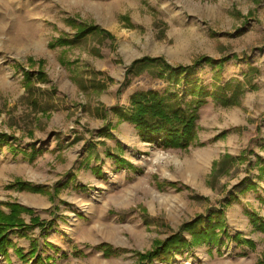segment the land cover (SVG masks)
Returning a JSON list of instances; mask_svg holds the SVG:
<instances>
[{
	"label": "rangeland",
	"instance_id": "obj_1",
	"mask_svg": "<svg viewBox=\"0 0 264 264\" xmlns=\"http://www.w3.org/2000/svg\"><path fill=\"white\" fill-rule=\"evenodd\" d=\"M79 24L103 33L71 48L57 46ZM145 57L172 67L202 57L225 59L222 84L243 82L250 67L255 71L239 105L223 108L206 99L187 150L155 144L138 149L132 133L133 140L111 155L106 138L95 132L105 126L104 112L111 115L109 105L124 107L136 91L163 93L169 85L148 70L127 75ZM36 71L45 80H35ZM26 72L34 75L29 83ZM215 74L203 66L193 79L209 90ZM3 136L0 203L29 208L46 224L25 240L10 238L24 255L34 241L41 259L50 258L43 264H136L135 253L148 251L154 240L218 211L230 238L175 254L170 264H264V232L246 215L264 221V176L258 170L264 164V0H0ZM17 181L45 190L19 191ZM97 183L103 186L97 189ZM236 235L251 246L235 242ZM102 244L125 253L105 257L96 249ZM33 261H23L13 248L0 256V264Z\"/></svg>",
	"mask_w": 264,
	"mask_h": 264
},
{
	"label": "trees",
	"instance_id": "obj_2",
	"mask_svg": "<svg viewBox=\"0 0 264 264\" xmlns=\"http://www.w3.org/2000/svg\"><path fill=\"white\" fill-rule=\"evenodd\" d=\"M76 32L71 39L58 38L55 43L57 46H65L71 48L86 36L95 33H103L97 27H88L84 24L76 25ZM223 60H213L208 57H202L196 60L191 66L172 67L168 65L162 58H142L134 61L127 69V75L140 74L145 70L150 72L151 76H155L159 80H168L169 85L163 93L152 90L136 91L129 97V108L126 113L121 112L123 121L133 125L138 131V135L142 142L155 144L164 149L187 150L192 146L197 138V120L199 109L206 104V99L210 98L212 102L223 108L235 107L239 105L243 95L251 88L250 77L255 71L254 67H250L243 74V82L239 79H231L225 83H217L220 81V72L224 66ZM209 66L215 71V81L208 90L202 87L194 80V71ZM31 72H26L24 80L29 83L32 81ZM46 76L41 71H36L35 80H45ZM182 84L184 89L182 92L176 88ZM188 94L189 101L183 99V95ZM118 114V109L112 110ZM5 136V135H4ZM0 137V138H4ZM230 163L233 159L229 156L224 157ZM240 160L244 157L239 156ZM238 159V160H239ZM237 160V159H236ZM260 160V159H259ZM117 163H123L125 169H129L130 165L122 160L117 159ZM258 161V160H257ZM261 162V161H260ZM257 166V165H256ZM258 167V166H257ZM259 176H264V164L261 163ZM19 191H28L31 193H41L44 188L31 186L28 183L17 181L15 183ZM176 184H169V187L176 188ZM7 210V212L1 208ZM23 215L29 217V223L26 224ZM251 221L252 226L257 231L264 232V221L259 219L255 213L246 214ZM46 224L42 223L34 216V211L21 206L17 203H0V256L6 257L7 250L13 248L16 256L27 263L34 259L32 264H43L50 261L47 258L43 261L37 254V245L31 241L30 251L28 255H24L23 250L16 248L10 238L17 236L18 238H26L33 228L43 231ZM186 233L190 240L183 235ZM221 236L230 238L225 232L224 217L222 212L209 211L205 216H197L194 220L184 223L178 233L172 234L165 240H154L151 248L144 253H135L136 264H154L163 263L170 264L171 256L182 254L195 246L206 244L219 246L222 244ZM234 241L247 243L241 240L239 235L234 237ZM44 246L48 247L46 244ZM105 257L125 253L124 250L113 249L109 245H99L96 247ZM52 264V263H50Z\"/></svg>",
	"mask_w": 264,
	"mask_h": 264
},
{
	"label": "crops",
	"instance_id": "obj_3",
	"mask_svg": "<svg viewBox=\"0 0 264 264\" xmlns=\"http://www.w3.org/2000/svg\"><path fill=\"white\" fill-rule=\"evenodd\" d=\"M109 106L110 107L106 110H109L111 115L109 116L107 113L104 112L105 116L103 117V120H106V122L104 123L105 126L104 128L103 127L100 128V130L96 129L95 132L99 133L100 134L99 136H102V138H106L105 146L110 149L111 155H114L112 153L113 150L115 151L116 149L118 150L119 147H124L126 145V142H129L130 138L131 140H133L132 133H134L136 138L140 141L136 144L133 143L137 146L138 149L140 148V145L142 146L143 149H145V147L143 146H147V145L152 146V144L150 143L142 142L138 135V131L135 129V127L129 124L128 122L123 121L121 117V112L126 113L128 111L129 99L124 107H122L121 105L119 106L115 103H112ZM114 109H118V114H115L112 112V110ZM111 119H113V121H111ZM114 133H121V139H119V136ZM108 157H109L108 159L111 160L112 163H114L113 158H111V156H108ZM102 186H103L102 183H97V189H99V187H102ZM12 238H16L18 240H25V238H18L17 236H12L11 239Z\"/></svg>",
	"mask_w": 264,
	"mask_h": 264
},
{
	"label": "bare ground",
	"instance_id": "obj_4",
	"mask_svg": "<svg viewBox=\"0 0 264 264\" xmlns=\"http://www.w3.org/2000/svg\"><path fill=\"white\" fill-rule=\"evenodd\" d=\"M115 232H116V229H115V228H112V229H110V231H109V235H110V236H111V235H114ZM106 234H107V233H106Z\"/></svg>",
	"mask_w": 264,
	"mask_h": 264
}]
</instances>
